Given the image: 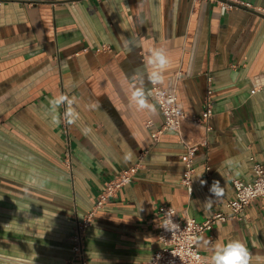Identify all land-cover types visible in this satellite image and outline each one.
<instances>
[{
	"label": "crops",
	"instance_id": "0c3cea01",
	"mask_svg": "<svg viewBox=\"0 0 264 264\" xmlns=\"http://www.w3.org/2000/svg\"><path fill=\"white\" fill-rule=\"evenodd\" d=\"M238 1L246 8L228 0H0V264H68L75 222L107 180L137 163L132 183L95 213L85 264L150 260L161 246V205L199 222L230 212L233 180L254 179L252 159L264 165V0ZM153 47L168 51L165 83L176 86L186 116L180 132L165 130L155 143L160 109L153 117L129 104L131 77ZM209 88L206 128L191 117ZM62 93L76 98L75 124L64 105L52 122L49 101ZM185 142L198 145L192 195L182 183ZM214 180L224 189L217 200ZM199 237L239 239L252 264H264V197L242 220L216 221Z\"/></svg>",
	"mask_w": 264,
	"mask_h": 264
},
{
	"label": "built area",
	"instance_id": "2783aa9c",
	"mask_svg": "<svg viewBox=\"0 0 264 264\" xmlns=\"http://www.w3.org/2000/svg\"><path fill=\"white\" fill-rule=\"evenodd\" d=\"M228 1L238 3L240 2L238 0ZM152 87L153 86L151 85V88ZM162 87L167 90V94L169 96H172L175 99L171 105L165 104L161 107L158 104V108L163 115V124L159 130H156L152 133L153 143L159 139V135L165 130H175L180 132L182 121L186 117L178 102L176 86L165 83V85ZM258 88L256 87V89ZM212 93L213 90L209 88L204 99L202 113L200 115H193L191 117V121L193 123H197L209 128L208 123L213 115ZM153 99L155 102H157L155 90ZM173 109L176 111H173ZM151 125L152 121L146 122V126L149 127ZM185 147L187 150L185 160L186 168L183 173L182 183L187 188L188 194L192 195L193 185L191 179L195 170L193 157L198 145L185 142ZM252 160L254 163V179L251 182H246L242 179L233 180L235 196L234 198L228 200L227 205L230 209L228 214L217 212L204 221L199 222L195 218L189 216L186 212L178 211L170 205H161L158 209L161 221L164 219V213L172 208L176 213V215L173 217L174 222L178 223L180 225V230H185V232L182 237L173 238L170 231H165L159 227L158 239L161 243L160 248L154 252L150 260L142 261L138 264H201L202 258L207 257L208 255L202 253L197 248V238H199V236L205 232H209L216 221H226L229 218L242 220L245 218V210L248 205L255 199L264 197V165L254 159ZM141 167V163L134 164L121 170L117 175L104 183V187L98 194L91 210L85 214L83 219H78L75 222L73 232L71 234L73 257L68 262V264H72V262L75 260L81 262L82 264L86 263L84 256V238L87 229L94 221L95 213L103 208L112 199L116 198L119 191L124 186L132 183ZM190 182L192 189L191 191ZM173 253H176V255Z\"/></svg>",
	"mask_w": 264,
	"mask_h": 264
},
{
	"label": "clouds",
	"instance_id": "9594fccd",
	"mask_svg": "<svg viewBox=\"0 0 264 264\" xmlns=\"http://www.w3.org/2000/svg\"><path fill=\"white\" fill-rule=\"evenodd\" d=\"M138 46L135 44L128 45ZM170 67V59L168 51L164 47H153L149 49V53L145 58L144 70L141 71L137 68L131 77V95L129 99V104L134 106L137 111H146L149 115L153 117L159 116L158 104L162 107L163 105H171L174 101V97L167 94V90L162 86L165 85V73ZM146 83L152 85V88L146 87ZM74 85H69L72 87ZM161 86V87H157ZM155 90V96L157 99L156 103L150 101L153 97ZM76 104V98L70 97L67 93H62L59 96L51 99L49 101L50 111L52 112V122L54 124L60 123V117L57 114V109L64 105L66 106L65 117L68 125L75 124L79 119L80 115L77 112L74 105ZM95 104L90 105V108L94 109ZM173 111H176L173 109ZM82 133L87 135L90 133L91 129L87 126L81 129ZM202 176V174L200 175ZM195 177V178H199ZM194 178L191 179V182ZM190 182V191L191 189ZM201 185L207 183V181L201 180ZM209 192L215 197V200L221 198L224 195V189L220 184L219 180H214L209 188ZM214 200L209 197L205 205L211 207ZM176 215L175 211L170 208L164 213V219L157 224L158 227L164 229L165 231H170L173 238L182 237L185 230H180V225L174 222L173 217ZM179 233V234H177ZM203 241V246L208 248L210 255L202 258L201 264H252V253L249 252L246 244L239 240L233 239L227 243L211 241L199 237L197 242ZM176 255V253H173Z\"/></svg>",
	"mask_w": 264,
	"mask_h": 264
},
{
	"label": "water",
	"instance_id": "95a60500",
	"mask_svg": "<svg viewBox=\"0 0 264 264\" xmlns=\"http://www.w3.org/2000/svg\"><path fill=\"white\" fill-rule=\"evenodd\" d=\"M230 3L233 4V5H235V6H239V7L246 8V7H244L243 5H240V4H238V3H234V2H230Z\"/></svg>",
	"mask_w": 264,
	"mask_h": 264
}]
</instances>
